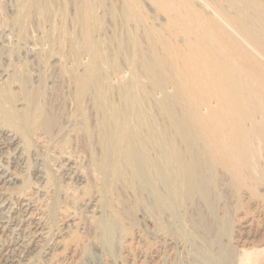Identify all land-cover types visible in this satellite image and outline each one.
I'll return each instance as SVG.
<instances>
[{
	"label": "bare ground",
	"instance_id": "obj_1",
	"mask_svg": "<svg viewBox=\"0 0 264 264\" xmlns=\"http://www.w3.org/2000/svg\"><path fill=\"white\" fill-rule=\"evenodd\" d=\"M0 264H264V0H0Z\"/></svg>",
	"mask_w": 264,
	"mask_h": 264
},
{
	"label": "rangeland",
	"instance_id": "obj_2",
	"mask_svg": "<svg viewBox=\"0 0 264 264\" xmlns=\"http://www.w3.org/2000/svg\"><path fill=\"white\" fill-rule=\"evenodd\" d=\"M108 16V15H107ZM107 16H105V19H106V21L107 22H109V17H107ZM34 33V32H33ZM263 54V53H262ZM46 62H48V63H45V69H44V71H43V75L45 76V77H47L48 75H49V73H52V71L54 72V70L56 69L50 62H49V60H46ZM51 64V65H50ZM120 64L122 65V66H120ZM47 65H48V67H47ZM117 65L119 66V70L121 71V72H123L124 71V69L123 68H125V71H129L128 70V68H127V66H125L126 64L124 63V61H123V59L121 58L119 61H118V63H117ZM50 67V68H49ZM120 67H123L122 69L120 68ZM49 68V69H48ZM53 68V69H52ZM47 69V70H46ZM127 69V70H126ZM51 70V71H50ZM123 70V71H122ZM45 72H48L47 74L45 73ZM126 73H128V75H129V72H125L124 74H126ZM47 75V76H46ZM127 75V74H126ZM46 81V80H45ZM113 83H115L116 81H112ZM48 85V83H47V81H46V86ZM52 225H53V228L55 229H57L58 228V223H57V220H54V221H52ZM151 230H146V232H150Z\"/></svg>",
	"mask_w": 264,
	"mask_h": 264
}]
</instances>
